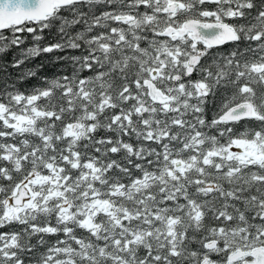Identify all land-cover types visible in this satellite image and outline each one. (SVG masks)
<instances>
[{"label": "snow or ice", "instance_id": "1", "mask_svg": "<svg viewBox=\"0 0 264 264\" xmlns=\"http://www.w3.org/2000/svg\"><path fill=\"white\" fill-rule=\"evenodd\" d=\"M0 264H264V0H0Z\"/></svg>", "mask_w": 264, "mask_h": 264}, {"label": "trees", "instance_id": "2", "mask_svg": "<svg viewBox=\"0 0 264 264\" xmlns=\"http://www.w3.org/2000/svg\"><path fill=\"white\" fill-rule=\"evenodd\" d=\"M36 63H40L41 62V60L38 58L36 61H35Z\"/></svg>", "mask_w": 264, "mask_h": 264}]
</instances>
